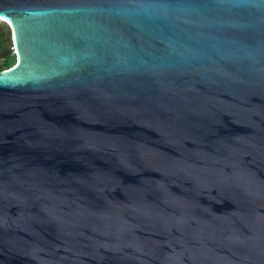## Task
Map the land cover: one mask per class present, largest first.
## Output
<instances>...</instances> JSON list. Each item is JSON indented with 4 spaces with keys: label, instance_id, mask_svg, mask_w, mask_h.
<instances>
[{
    "label": "water",
    "instance_id": "95a60500",
    "mask_svg": "<svg viewBox=\"0 0 264 264\" xmlns=\"http://www.w3.org/2000/svg\"><path fill=\"white\" fill-rule=\"evenodd\" d=\"M0 17V264H264V0Z\"/></svg>",
    "mask_w": 264,
    "mask_h": 264
},
{
    "label": "trees",
    "instance_id": "16d2710c",
    "mask_svg": "<svg viewBox=\"0 0 264 264\" xmlns=\"http://www.w3.org/2000/svg\"><path fill=\"white\" fill-rule=\"evenodd\" d=\"M3 25L4 26H0V54L4 53L11 46L9 34L10 29L6 23L3 22ZM14 61V55L8 54L0 63V71L12 66Z\"/></svg>",
    "mask_w": 264,
    "mask_h": 264
},
{
    "label": "rangeland",
    "instance_id": "374dc122",
    "mask_svg": "<svg viewBox=\"0 0 264 264\" xmlns=\"http://www.w3.org/2000/svg\"><path fill=\"white\" fill-rule=\"evenodd\" d=\"M0 26H4V25H3V22H1V21H0ZM4 28H5V27H4ZM8 28H9V26H8ZM9 29H10V28H9ZM9 34H10V45H11V43H12V39H11V38H12V34H11V31H10V30H9ZM14 60H15V56H14Z\"/></svg>",
    "mask_w": 264,
    "mask_h": 264
},
{
    "label": "bare ground",
    "instance_id": "6f19581e",
    "mask_svg": "<svg viewBox=\"0 0 264 264\" xmlns=\"http://www.w3.org/2000/svg\"><path fill=\"white\" fill-rule=\"evenodd\" d=\"M2 20H4V21L8 22V20H7V19H5V18H3V17H0V21H2Z\"/></svg>",
    "mask_w": 264,
    "mask_h": 264
},
{
    "label": "flooded vegetation",
    "instance_id": "af4514ba",
    "mask_svg": "<svg viewBox=\"0 0 264 264\" xmlns=\"http://www.w3.org/2000/svg\"><path fill=\"white\" fill-rule=\"evenodd\" d=\"M7 55H8V54H7ZM7 55H6V56H7ZM3 59H4V58H0V63H1V61H2ZM14 62H15V61H14Z\"/></svg>",
    "mask_w": 264,
    "mask_h": 264
}]
</instances>
